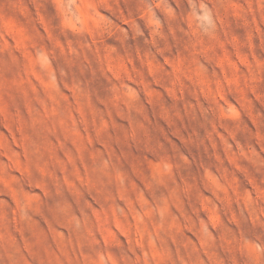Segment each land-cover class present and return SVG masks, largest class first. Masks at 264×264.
Listing matches in <instances>:
<instances>
[{
	"label": "rangeland",
	"instance_id": "1",
	"mask_svg": "<svg viewBox=\"0 0 264 264\" xmlns=\"http://www.w3.org/2000/svg\"><path fill=\"white\" fill-rule=\"evenodd\" d=\"M0 264H264V0H0Z\"/></svg>",
	"mask_w": 264,
	"mask_h": 264
}]
</instances>
